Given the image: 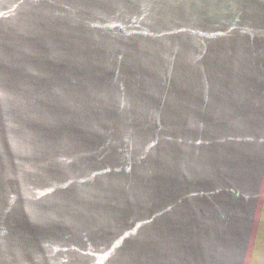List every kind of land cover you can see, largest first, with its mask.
Wrapping results in <instances>:
<instances>
[{"label": "water", "instance_id": "95a60500", "mask_svg": "<svg viewBox=\"0 0 264 264\" xmlns=\"http://www.w3.org/2000/svg\"><path fill=\"white\" fill-rule=\"evenodd\" d=\"M0 264H264V0H0Z\"/></svg>", "mask_w": 264, "mask_h": 264}]
</instances>
